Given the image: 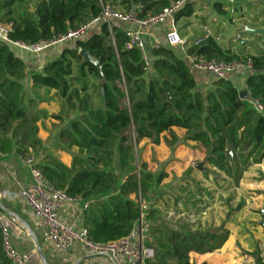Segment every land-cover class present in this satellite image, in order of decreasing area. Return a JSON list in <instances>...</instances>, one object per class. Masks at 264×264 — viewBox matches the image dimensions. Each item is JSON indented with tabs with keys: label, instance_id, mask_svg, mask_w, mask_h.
I'll use <instances>...</instances> for the list:
<instances>
[{
	"label": "trees",
	"instance_id": "1",
	"mask_svg": "<svg viewBox=\"0 0 264 264\" xmlns=\"http://www.w3.org/2000/svg\"><path fill=\"white\" fill-rule=\"evenodd\" d=\"M178 1L37 0L31 9L27 0H0V22L11 26V40L32 46L84 26L99 16L101 4L124 13L133 11L144 19L161 15ZM194 14L193 3H185L173 15L175 26ZM119 22H110L109 28L98 23L99 31L92 30L40 71L30 73L33 88L54 91L64 102L65 112L53 116L58 124L75 116L60 130L58 139L62 147L75 149L69 166L44 155L39 116L23 107L21 80L27 77L26 64L11 47L0 43V154L36 158L47 183L82 204V228L94 245L126 237L138 216V193L142 204L147 202L153 187L167 178L165 172L156 175L144 156L138 155L141 142L171 145L180 135L203 156L197 163L215 167L236 183L241 174L229 150L237 151L243 160L242 171L264 161V113L257 114L249 101L241 100L229 79H212L210 89L200 93L186 61L166 45L151 49L145 66L140 51L127 48L128 30ZM186 47L187 55L206 60L250 61L254 73L245 78V87L250 99L264 108L263 53L236 54L223 50L213 38ZM79 49L101 64L103 83L96 68L83 63ZM91 76L97 82L91 89L98 90L101 108L91 105L86 80ZM188 170L194 169L189 165ZM150 216L146 218L147 245L155 256L147 264H190L192 252L213 249L215 240L226 234L221 229L185 231L157 225ZM0 264H10L1 231ZM255 264L264 263L257 256Z\"/></svg>",
	"mask_w": 264,
	"mask_h": 264
},
{
	"label": "crops",
	"instance_id": "2",
	"mask_svg": "<svg viewBox=\"0 0 264 264\" xmlns=\"http://www.w3.org/2000/svg\"><path fill=\"white\" fill-rule=\"evenodd\" d=\"M190 2L195 8L194 16L182 19L176 25L183 45L170 47L180 59L186 61V44L193 46V40L201 36L205 29L210 30L211 38L215 39L223 50H230L236 54H264V37L242 31L244 26L264 29V0H241L239 3L232 0H213L212 2L191 0ZM31 3L30 7L33 9L35 3ZM117 24L127 30L135 28L128 23ZM170 30V21L167 19L143 30L142 37L147 51L151 50L155 42L165 45L166 36ZM93 31H99V26L96 25ZM64 48H49L38 53L20 48H14L12 51L26 64L27 77L21 80L23 107L29 113L39 116V137L44 142V155L54 156L69 166L75 149L62 147L58 139L60 130L67 128L69 121L75 116L66 119L61 125L58 124L53 116L59 112H65L64 102L54 91L47 88H33L30 82V73L40 71L45 64L58 58ZM193 76L199 91L204 92L210 89L211 77L203 73H194ZM237 79L239 85L246 89L243 77L237 76ZM89 87V93L92 96L91 104L93 100V103L98 104L94 108H101L102 101L98 90L92 91V87L90 85ZM52 99L53 101L50 102ZM145 143L141 142V144ZM147 148L146 156L153 154V157L156 156L158 160L169 159L162 150L159 151L160 146L148 144ZM182 155L186 157L183 161L184 165L182 163L183 170L189 167L190 162H193L191 161L193 159L187 161L186 153H177L175 160L170 158L169 161L176 164L178 160H181ZM194 164L198 163L194 162ZM171 170H176V167L172 165ZM30 184L29 168L22 159L16 154H0V220L8 228L13 244L29 256L30 264H110L106 257L92 254L80 243H75L67 254H62L54 250L52 246L44 244L41 230L23 199V191ZM82 210V204L79 201L67 203L59 216L69 225L82 228ZM207 256L206 250L192 252L190 264H207L212 261V258Z\"/></svg>",
	"mask_w": 264,
	"mask_h": 264
},
{
	"label": "rangeland",
	"instance_id": "3",
	"mask_svg": "<svg viewBox=\"0 0 264 264\" xmlns=\"http://www.w3.org/2000/svg\"><path fill=\"white\" fill-rule=\"evenodd\" d=\"M232 1L239 3L241 0ZM27 2L32 5L31 2L37 0ZM86 80L90 86L97 84L92 76ZM91 105L93 108L98 106L93 100ZM145 144L137 145L138 155L144 153V160L156 175L167 174L160 185L153 187L150 200L143 203L145 218L151 215L154 224L185 231H225L226 234L217 238L213 249L208 251L207 258H212V261L207 264H255L257 256L264 263V225L259 223L264 215V161L247 166L242 171L243 160L237 151L229 150L241 174L236 183L226 173L210 165H204L202 172L195 167L192 171L188 170L189 167L182 170V163L186 160L183 155L178 163H171L169 159L175 160L177 153H186L187 161L203 159L199 151L180 135L171 145H160L159 151L162 150L169 158L166 160H158L153 154L146 156L148 148ZM172 165L176 170H171ZM229 167L235 168L233 165Z\"/></svg>",
	"mask_w": 264,
	"mask_h": 264
},
{
	"label": "built area",
	"instance_id": "4",
	"mask_svg": "<svg viewBox=\"0 0 264 264\" xmlns=\"http://www.w3.org/2000/svg\"><path fill=\"white\" fill-rule=\"evenodd\" d=\"M190 1L191 0H179L176 4H172L168 9L163 10L161 15L144 19H138L133 11L124 13L112 9L108 4H101L99 16L84 26L77 29H70L65 34L54 37L51 41L39 42L32 46L11 40L9 37L11 26L0 22V43L8 45L12 49L20 48L25 51L38 53L49 48L72 46L75 42L87 37L98 23H105L109 28L110 22L120 21L135 27L134 29L128 30L127 48L138 49L145 66H147V64H149V53L143 41V30L167 19L170 21L171 30L166 36L165 45L168 47L183 45V40L180 38L174 24L173 15L185 3ZM246 28L247 27L244 26L242 31L245 32ZM208 38H211V33L210 30L205 29L201 36L193 40V46L201 45ZM159 46L160 44L155 42L151 49H155ZM186 63L191 74L203 73L212 79H227L231 76H241L244 79V84L245 78L254 73L250 61L240 60L227 63L224 61L206 60L192 54L187 55ZM247 101H249L257 114L262 115L264 113V108L259 101L252 100L250 97ZM125 105L128 106L127 98ZM22 162L28 166L31 178V184L23 191V199L41 230L44 244L52 246L54 250L62 254H67L75 243H80L90 250L92 254L106 257L110 264H147L154 260V249L147 245L149 237L144 215L145 207L141 202L139 193L138 216L134 220L129 234L120 240L105 245H94L87 240L86 231L83 228H75L61 220L59 216L65 204L77 200L71 199L63 192L51 187L36 167L37 160L35 158L30 157L26 160H22ZM189 165L192 168L195 167L194 162H190ZM83 207L85 208V205ZM0 231L2 235L3 252L10 264H30L29 256L20 251L13 244L10 232L1 220Z\"/></svg>",
	"mask_w": 264,
	"mask_h": 264
},
{
	"label": "water",
	"instance_id": "5",
	"mask_svg": "<svg viewBox=\"0 0 264 264\" xmlns=\"http://www.w3.org/2000/svg\"><path fill=\"white\" fill-rule=\"evenodd\" d=\"M245 32L249 33V34H252V35L264 37V29L246 28ZM79 54L83 58V63H89L94 68H96V70L98 71V74H99L100 82L103 83L104 82V78L102 77V73H101V67L102 66L98 62V60L96 58L92 57L90 54H88L87 51H85V50H79ZM227 79H229L233 83L234 87L238 90L239 98L241 100H248L249 99L248 91L245 88H243L242 86L239 85L237 76H231V77H228ZM199 92L202 93L201 90ZM195 169L198 170V171H201V172L204 171L202 163L196 164L195 165ZM259 223H260L261 226L264 225V215L261 217V220H260Z\"/></svg>",
	"mask_w": 264,
	"mask_h": 264
}]
</instances>
